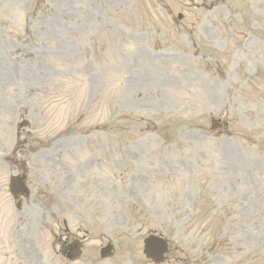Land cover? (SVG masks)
Listing matches in <instances>:
<instances>
[{"label":"rangeland","instance_id":"374dc122","mask_svg":"<svg viewBox=\"0 0 264 264\" xmlns=\"http://www.w3.org/2000/svg\"><path fill=\"white\" fill-rule=\"evenodd\" d=\"M84 163L93 208L59 220ZM151 234L165 264H264V0H0V264H151Z\"/></svg>","mask_w":264,"mask_h":264},{"label":"flooded vegetation","instance_id":"af4514ba","mask_svg":"<svg viewBox=\"0 0 264 264\" xmlns=\"http://www.w3.org/2000/svg\"><path fill=\"white\" fill-rule=\"evenodd\" d=\"M84 171V169L82 170ZM86 186H91V182L89 181L86 185L76 186L74 187L72 175L67 176V179L64 185L58 189V196L59 199L57 200V215L58 219H61L63 215V210L65 208L64 202L76 203L81 208V211L87 214V211H90L93 208L92 204H89L90 195L93 192ZM95 186V185H94ZM81 221H88L89 218L82 214ZM61 231V230H60ZM70 238V239H68ZM71 237H67L66 241L64 242V234L60 233L59 238V251L60 252H67L69 250Z\"/></svg>","mask_w":264,"mask_h":264},{"label":"water","instance_id":"95a60500","mask_svg":"<svg viewBox=\"0 0 264 264\" xmlns=\"http://www.w3.org/2000/svg\"><path fill=\"white\" fill-rule=\"evenodd\" d=\"M215 124V128H217L216 122H214ZM12 184H11V192L13 194L17 193L21 194L22 192H25L26 190L23 187V181L20 178H12ZM111 250L110 248H107L104 250L103 252V256L105 257V253H107V255H111L109 254ZM167 250V244L154 236H151L149 239H147L145 241V254L147 255V257L153 259L155 262L157 263H161L163 262V256L165 254Z\"/></svg>","mask_w":264,"mask_h":264}]
</instances>
